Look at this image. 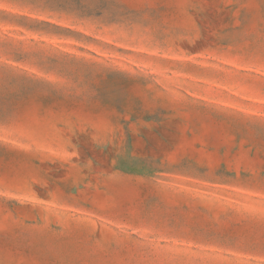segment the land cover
Returning a JSON list of instances; mask_svg holds the SVG:
<instances>
[{
  "label": "rangeland",
  "instance_id": "1",
  "mask_svg": "<svg viewBox=\"0 0 264 264\" xmlns=\"http://www.w3.org/2000/svg\"><path fill=\"white\" fill-rule=\"evenodd\" d=\"M0 264H264V0H0Z\"/></svg>",
  "mask_w": 264,
  "mask_h": 264
}]
</instances>
